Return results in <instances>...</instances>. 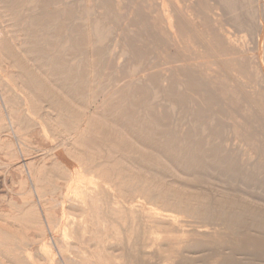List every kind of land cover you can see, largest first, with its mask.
<instances>
[{"label":"bare ground","instance_id":"6f19581e","mask_svg":"<svg viewBox=\"0 0 264 264\" xmlns=\"http://www.w3.org/2000/svg\"><path fill=\"white\" fill-rule=\"evenodd\" d=\"M0 96V264H264V0H0Z\"/></svg>","mask_w":264,"mask_h":264},{"label":"rangeland","instance_id":"374dc122","mask_svg":"<svg viewBox=\"0 0 264 264\" xmlns=\"http://www.w3.org/2000/svg\"><path fill=\"white\" fill-rule=\"evenodd\" d=\"M0 99H1V96H0ZM0 102L2 103H0L1 104V106H3L2 108H3V111H4V115H5V117L8 119V120H6L7 122H9V126H8V129L10 130L11 129V125H10V120H9V117H8V112H6V110H5V105H3V100L1 99L0 100ZM10 127V128H9ZM11 131V133H9L12 137H14V140L16 139V137L14 136V133H13V130L11 129L10 130ZM39 138H40V136H39ZM38 137H37V142L39 143V141H40V144L42 143L41 142V139H39ZM15 141H17V139L15 140ZM18 142H15V145H16V148L19 150L18 152H20L21 153V150H20V146L17 144ZM54 143V142H53ZM43 144V143H42ZM56 144L57 143H55V145L54 144H51L52 146H56ZM45 145H46V143H45ZM47 145H49V143L47 144ZM19 153V154H20ZM39 154V153H38ZM38 154H35V155H38ZM0 165H2V167H0V198L2 199V196H4L3 198H4V200H10V198H12L13 197V192L11 191V190H13V189H16L18 186H16V184L13 182V180H12V178L10 179V177H11V175H12V171L10 172V170L11 169H9V167H3V164L4 165H6L5 164V162L6 161H4L5 160V158H4V155H3V153H1V151H0ZM25 158H23V155L22 154H20V162L24 165V163H26V161L24 160ZM2 163V164H1ZM26 166V165H25ZM24 166V169H25V172L27 173L26 175L28 176V171L26 170L27 169V167H25ZM7 170H6V169ZM3 171V172H2ZM6 172V173H5ZM9 174H11V175H9ZM9 175V176H8ZM5 176V177H4ZM8 176V177H7ZM28 179H30V176H28ZM31 180V179H30ZM30 180H29V183H30ZM7 181V182H6ZM11 182H12V184H11ZM7 185H6V184ZM5 184V185H4ZM31 185H32V182L30 183ZM14 185V186H13ZM11 187H12V189H11ZM14 187V188H13ZM9 191H8V190ZM11 189V190H10ZM14 191V190H13ZM35 193V192H34ZM7 195V196H6ZM38 195L36 194H34V201H36V203H37V205L39 206V203L38 202H40V200H39V196L37 197ZM38 201V202H37ZM2 202V200L0 201V203ZM40 208V207H39ZM50 236V235H49ZM50 238H51V236H50ZM59 257V256H58Z\"/></svg>","mask_w":264,"mask_h":264}]
</instances>
